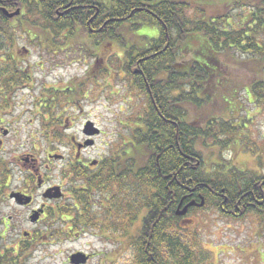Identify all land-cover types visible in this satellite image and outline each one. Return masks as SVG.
<instances>
[{
  "label": "trees",
  "instance_id": "1",
  "mask_svg": "<svg viewBox=\"0 0 264 264\" xmlns=\"http://www.w3.org/2000/svg\"><path fill=\"white\" fill-rule=\"evenodd\" d=\"M4 10L19 13L9 17ZM236 11L237 16L233 15ZM27 20L29 25L23 27ZM143 25L156 28V34H135L136 28ZM24 37L37 39L41 49L48 51H62L60 41L71 48L79 44L78 39L80 48L89 56H97L100 45L117 44L122 49L117 56L120 68L128 79L129 91L141 97L143 108L130 127L124 148L114 158L103 159L100 177L103 183L121 185L126 175L125 188L140 196L138 206L144 208L140 226L134 234H128L127 244H123L135 252L133 264H201L202 253L197 255V244L192 245L184 236L179 225L181 217L175 211L188 187L207 194L220 191V199L208 197L209 205L227 215H231L228 211L251 213L264 222V149H258L251 139V153H259L256 171L251 169L248 174L231 163L228 166L229 161L223 164L219 154L214 158L216 163L208 162L198 146L228 148L236 142L233 133L246 124L241 118L236 124L214 118V111L204 122L192 117L219 100L233 110L237 102L232 99L238 91L251 97L256 106L264 104V0H0L1 62L17 66L22 59L15 44ZM69 37L75 40L70 43ZM138 40L144 44L137 46ZM107 63L113 69L111 60ZM238 65L251 73L246 81L240 79L237 83L226 71ZM109 70L103 69L101 77L113 76ZM85 73L90 76V70ZM12 79L8 81L10 89ZM73 83L69 81L64 89L53 87L49 92V117L53 100L62 97L61 104H74L78 98L86 97L83 92L88 90L80 85L77 91ZM7 102L4 99L5 105ZM52 122L49 124L53 127L44 125L48 128L47 147L65 143L63 133ZM244 147L249 148L247 144ZM72 158L67 170L70 176L78 169ZM250 189L251 205L247 203ZM119 190L123 192L124 187L119 186ZM70 200L48 210L52 223L40 238L54 231L53 222L63 216L69 220V230L97 226L89 218L85 224L72 219ZM136 200L128 209L135 207ZM239 200L245 203L244 208L236 205ZM134 219L131 216L129 223ZM128 230L122 227L119 235L127 238ZM2 246L5 251L0 252V264H11L13 257Z\"/></svg>",
  "mask_w": 264,
  "mask_h": 264
},
{
  "label": "rangeland",
  "instance_id": "2",
  "mask_svg": "<svg viewBox=\"0 0 264 264\" xmlns=\"http://www.w3.org/2000/svg\"><path fill=\"white\" fill-rule=\"evenodd\" d=\"M233 15L237 16L238 11ZM26 23L29 25V20L23 21V27ZM134 33L138 36H154L156 28L143 25L136 28ZM128 36L131 41L133 35ZM30 37L18 38V44H15L22 59L17 62L16 67L10 64L7 66L8 62L0 61V104L4 99L8 101L7 105H0V140H3L0 143V178L4 177L5 168L9 169L7 174L11 176L5 199L0 198V234L4 237L3 239L0 235V252L5 251L2 246L4 244L13 257L11 264H72L69 262V255L76 251L90 254L83 264H133L135 252L132 247L127 248L125 245L128 234H134L140 226L139 219L144 208L138 206L140 196L125 188L128 184L126 175L121 179V185L108 182L103 186L109 195L108 209H100L96 204L92 210V218L97 226L84 228L76 236L73 234L74 230L67 229L69 221L57 219L51 227L54 231L40 238L39 235L49 229L48 225L52 223L53 217L48 214L34 224L28 219L29 209L17 206L6 197L13 190L10 187L19 186L22 172L26 170V157L38 158L40 174L43 178L46 177L48 184L55 186L61 183L70 188L72 180L69 181L62 173L67 172L65 167L69 166L71 157L76 153L72 147L73 141L84 139L82 128L85 122L91 121L99 128L100 133L93 137V145L81 150L82 158H114L117 151L124 148L123 143L128 141L131 133L130 127L137 121L143 108L141 97L136 94L133 96L129 91L128 79L120 68L117 58L122 51L120 45H100L96 51L97 56H89L80 48L79 39V44L71 48L67 49L66 43L60 41L58 45L62 47V51H48L42 50L37 39L31 41ZM67 39H70V43L75 40L74 37ZM143 42L138 40L136 44L138 46ZM107 60H111L115 68L107 67ZM105 68L110 69L113 76H105L106 80H103L105 77L100 74ZM87 70H90V76H86ZM226 72L237 83L240 79L246 81L251 73L239 65L228 68ZM27 77L28 82L25 80ZM11 78L13 79L10 83L14 82V85L10 89L8 81ZM69 81L74 82L77 91L85 87L88 90L83 92L86 97L78 98L74 104H61L62 97L53 100L54 109L49 117L46 108L51 101L49 92L53 87L64 89ZM233 100L237 102L233 110L229 109L228 103L219 100L207 106L204 112L199 115L195 113L196 116L192 117L204 122L214 111V118H225L231 124H236L241 118L246 127L233 133L236 142L219 150L202 144L198 149L204 160L216 163L214 158L219 154L222 163L229 161V165H226L230 166L231 163L240 172L248 174L251 169L256 171L255 158L259 153H251V139L255 141L258 149H264V104L256 106L251 102V97L248 98L242 91H238ZM49 121H55L58 125L56 130L63 133L65 143L47 147L45 130L48 128H44V125L53 127ZM244 144L249 148H245ZM49 154L53 158L48 157L47 160ZM57 154L62 155V159L54 158ZM47 161L50 163L46 167ZM205 168L209 169L208 166ZM3 180L0 179L1 182ZM119 186L124 187L123 192L119 190ZM42 190L43 187L32 191L35 192L33 205L46 203L47 206L56 207V200L48 201L41 197ZM64 191L68 197L69 189ZM70 199L66 198L65 203H70ZM135 199V207L128 209ZM228 213L231 215L224 214L207 203L204 208L192 210L180 221L179 225L184 230L186 239L192 245L197 244V255L202 253L203 259L199 260L201 264H264V222L251 213ZM131 216L135 219L129 223ZM3 219L8 225L3 224ZM103 224L108 227L101 231ZM122 227L129 228L127 233L125 231L127 238L119 235ZM23 232H28L29 235H23ZM24 239L25 242L22 241ZM19 241L20 244L16 246Z\"/></svg>",
  "mask_w": 264,
  "mask_h": 264
},
{
  "label": "flooded vegetation",
  "instance_id": "3",
  "mask_svg": "<svg viewBox=\"0 0 264 264\" xmlns=\"http://www.w3.org/2000/svg\"><path fill=\"white\" fill-rule=\"evenodd\" d=\"M2 141L3 140H0V143ZM84 141H86L85 137L81 141L80 140L73 141L74 148L76 150V153L73 155V157L75 158V163H76L75 167L78 168L76 170V173L74 174L72 173V176H70L66 171L65 172L67 174H65V172L62 173L63 175H65V177L69 181L72 180V186L70 188L69 186L62 185L61 183L55 186L48 184L46 177L43 178V175L41 176L40 174L41 165L38 164L39 163L38 158H35L34 160V158L30 159L26 157L25 159L26 164L24 163L26 170L22 172L21 179L19 180L20 184L18 187H14V188L10 187V189H13V190L8 192L6 194V197L8 199L13 200L17 206L29 209L28 219L30 222L36 221L35 223H38L39 221L43 220L48 215V209L50 207H53L52 205L47 206L46 203H42L41 205H35V206L33 205L34 200H35V192H32V191L35 188L40 189L43 187V190L41 192V197L48 201L56 200L57 202L55 204L56 206H59V205L64 206L66 204L65 199L72 198V203H73V205L71 206L73 208L72 219L74 217L75 221L82 222V224L86 223L87 218H89L90 220L92 219L94 224L96 223L94 221V218H92V216L94 215L92 210L96 204H98L100 209H104L105 211L108 209L107 199L109 195H107L106 188H103V186L106 185V182L104 183L101 182L102 176L100 177V175L103 173L102 168H104L103 166L104 160L103 158L84 160L81 156L82 151L86 149L83 144ZM17 159H19L18 160L19 162H22L20 158H17ZM31 160H32V163H30ZM47 160H49L48 156H47ZM49 163L50 162L47 161L45 166L47 167ZM72 163H73V158L69 162V166L65 167V169L68 170V168L70 167ZM8 170L9 169H6L4 172L5 173L4 177L0 178V179H4L2 182L0 181V198H3V199H5L4 195L8 191L6 190V188H8L9 183H11L10 182L11 176L7 174ZM34 172H36L37 174ZM65 189L67 190L72 189L71 192L69 191L70 195L68 197L64 193ZM187 191H188L187 195L185 194V196L182 197V199L180 200L178 204L179 209H182L185 205L189 204L190 202H194V203L190 205V207H188L185 215H187L190 211H192V209H199L203 207L204 205H206L209 196L211 200H215V199H220L221 196L223 195V193H221L220 191H216V190L210 193L208 191L209 195L207 194L206 191L196 192L195 187H188ZM248 193H250L249 194L250 197L247 203L251 205V203H253L251 202V189L248 191ZM95 196H97L98 198ZM201 197L203 198V201H204L203 206L198 205ZM185 198H188L186 202H184ZM238 204L241 205V207L243 206L244 208L245 203H242L239 200L236 205L239 206ZM142 211L143 212L140 215L141 218L144 214L143 209ZM228 212H231V211H228ZM185 215L181 217V220H183ZM32 216L34 219L32 218ZM141 218L139 219V223L141 221ZM61 219L69 221L68 218H66V216L62 217ZM2 221H3V224L8 225L7 223H4L6 220L3 219ZM105 227H108V225L103 224V228L101 229V231H104ZM81 231L74 230L73 234L76 236ZM0 235L4 239L2 234ZM23 235H29V233L23 232ZM22 241L25 242V239ZM19 244H20V241L17 243L16 246H18ZM86 255H88V258H89L90 254L86 253Z\"/></svg>",
  "mask_w": 264,
  "mask_h": 264
},
{
  "label": "water",
  "instance_id": "4",
  "mask_svg": "<svg viewBox=\"0 0 264 264\" xmlns=\"http://www.w3.org/2000/svg\"><path fill=\"white\" fill-rule=\"evenodd\" d=\"M4 13H5L7 16L12 17V16H14V15H17V14L19 13V10H16V11L13 12V13H8L7 11L4 10ZM83 133H84L85 135H87V136H91V135H94V134L99 133V129H98L97 127H95L91 121H87V122L85 123L84 127H83ZM92 143H93V140L90 139V140H87V141L85 142V145H90V144H92ZM54 157H55V158H60L61 155H56V156H54ZM191 204H192V202L189 203L188 205H191ZM202 204H203V200H201V202H200V205H202ZM188 205L184 206L183 209H182L181 211H178V212H177V214H179V215L184 214L185 211H186V209H187V206H188ZM32 218H33V216H32ZM33 219H34V218H33ZM69 259H70V262H71L72 264H80V263H84V262L86 261L87 257H86V255H84L82 252H77V253H74V254L70 255Z\"/></svg>",
  "mask_w": 264,
  "mask_h": 264
}]
</instances>
